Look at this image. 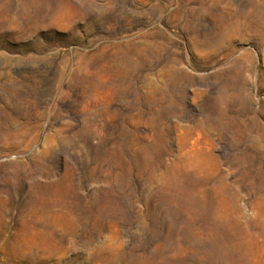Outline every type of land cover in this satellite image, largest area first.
Instances as JSON below:
<instances>
[{
    "label": "rangeland",
    "instance_id": "374dc122",
    "mask_svg": "<svg viewBox=\"0 0 264 264\" xmlns=\"http://www.w3.org/2000/svg\"><path fill=\"white\" fill-rule=\"evenodd\" d=\"M0 264H264V0H0Z\"/></svg>",
    "mask_w": 264,
    "mask_h": 264
}]
</instances>
